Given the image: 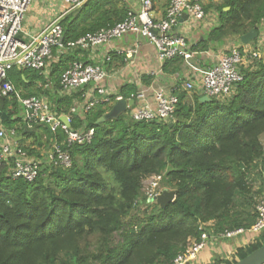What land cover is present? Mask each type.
<instances>
[{
  "label": "trees",
  "instance_id": "trees-1",
  "mask_svg": "<svg viewBox=\"0 0 264 264\" xmlns=\"http://www.w3.org/2000/svg\"><path fill=\"white\" fill-rule=\"evenodd\" d=\"M212 6L218 22L191 46L194 51L257 30L264 18V0H224ZM128 9L124 0H86L59 20L64 38L74 40L113 25ZM81 52L59 55L47 79L34 69L16 67L7 78L24 97L39 95L49 83L54 94L46 93L53 108L65 113L85 88L61 95L60 75L71 61H83ZM114 55L110 52L105 65ZM178 59L165 61L163 69ZM240 70L242 79L225 101H201L200 93L190 95L178 85L170 121H134L123 113L100 122L110 106L98 101L82 116H73L71 128L93 134L89 142L63 144L71 160L68 168L44 165L34 180L26 181L12 179L7 167L0 166V264H164L199 239L200 225L206 224L209 235L249 229L264 192V53L259 51L253 65ZM140 80L145 86L151 77ZM136 90V83H123L117 92L126 99ZM8 103L13 112L7 111ZM0 118L4 128L22 136L18 144L34 156L52 137L63 140L60 130L53 134L40 125L28 128L15 98L0 97ZM27 139L30 144H24ZM154 175L175 192L163 208L142 193L143 180ZM257 177L259 188L254 186ZM142 204L153 208L138 220H127ZM262 244L263 233L237 247L236 260L216 256L210 264H233Z\"/></svg>",
  "mask_w": 264,
  "mask_h": 264
},
{
  "label": "built area",
  "instance_id": "built-area-1",
  "mask_svg": "<svg viewBox=\"0 0 264 264\" xmlns=\"http://www.w3.org/2000/svg\"><path fill=\"white\" fill-rule=\"evenodd\" d=\"M30 1L0 0V97L15 98L19 115L28 128L40 125L48 128L53 134L60 130L63 140L59 142L57 137H52L43 157L40 152V156H34L18 144L19 135L14 129H6L0 123V166L7 167L6 173L12 179L26 181L34 180L44 165L70 167V156L62 149L63 144H82L92 139L93 133L90 129L71 128L70 123L74 115L82 116L98 101L111 106L115 101L125 98L118 94L117 90L108 87V72L102 65L75 59L60 75L59 92L66 95L79 88L85 90L81 93V100L70 106L67 112L58 113L53 104L43 96H21L7 78L9 69L29 68L45 74L54 58L63 53L79 49L96 56L100 49H106L128 35L147 40L155 49L160 67L165 61L176 57L193 66L190 63L194 53L192 45L186 36L176 29L184 23L196 27L204 22L207 16L202 0H169L163 8L157 5L156 0H134L121 21L86 32L77 39L66 40L60 18L80 7L86 0H62L65 12L43 23L36 31H26L24 21ZM228 44L226 52L212 65L206 68L193 66V76L183 81L179 88L176 86L177 89L188 94L200 93L219 101L227 100L242 79L240 67L243 66L246 55L254 61L260 51L258 46L248 52L245 49L246 44ZM140 47L139 39L135 38L127 48L115 51L109 47L105 59H110V52H115L123 54L126 60L133 61L132 58L138 54ZM142 86L138 84L137 90L125 99L133 100V104L127 106L125 113L134 121L173 120L178 103V96L174 93L176 87L167 92L162 88L146 89ZM6 109L8 112L14 111L11 103H8ZM150 178L149 190L145 195L149 200H154L161 193L157 190L161 176L154 175ZM256 212L255 222L249 229L238 228L209 235L204 229L206 224L200 225L202 232L199 239L191 241L186 252L176 255L164 264H195L197 255L209 240H227L247 232L257 238L264 231L263 199L257 201Z\"/></svg>",
  "mask_w": 264,
  "mask_h": 264
},
{
  "label": "crops",
  "instance_id": "crops-1",
  "mask_svg": "<svg viewBox=\"0 0 264 264\" xmlns=\"http://www.w3.org/2000/svg\"><path fill=\"white\" fill-rule=\"evenodd\" d=\"M165 1L166 0H156L157 5L160 8L165 7ZM223 1L224 0H202L204 8L207 9V16L204 22L199 23L196 27L191 26L187 23L180 24L176 29L177 32L184 34L191 45L203 39L207 35L208 31L213 26H216L218 22V18L217 16H215L217 12L216 9L214 8V6L208 7V5L213 4L216 6L218 4H221ZM127 2L129 7H131V4L134 3V0H127ZM223 9L227 10L228 8L224 7ZM38 14L35 15L34 18H38ZM214 16L215 19L212 20V23H210L208 20H210ZM29 17L30 13H28L27 11L24 22V29L26 31H36L43 23L51 19L50 17H41L39 18L41 22H37L36 26H34V22L29 23L28 21H33L35 19L31 18L29 20ZM257 33V37L253 39L249 43V45L245 46V49L248 52H252V50L258 46L257 48L260 49V52L264 53V19H262L258 23ZM135 38L139 39L141 47L138 54L135 55L134 58H132L133 61L126 60L123 54H118L114 55L111 58V64H109V66L105 65V55L109 47H111L115 51H117L116 49L127 48L135 41ZM238 38V36L235 38L233 37L232 39L226 38L222 44H214L205 51L193 50L194 53L192 58L190 59L191 65L204 68L212 65L219 56L226 52L229 42H238V44H240ZM78 56L83 57V61L85 62L98 63L102 65L103 68L108 72L109 77L107 79V85L109 88H113L115 91H118V88L123 83H136V85L141 84V76L150 75L151 80L149 84L145 86L143 85V88H162L165 91L170 92L173 88L181 85L183 81L192 77L195 73L192 68L193 66L186 64L182 59L169 61L163 69V64L160 67V64L156 59L155 49L153 48V46L144 38L136 37L134 35H128L123 39L115 41L110 46L106 47V49H100L97 52L96 56L95 54L93 55L88 51L81 52L78 54ZM57 59L58 58L55 57L54 60L50 63L48 69H46L45 74H43L45 79L50 77L52 64H54ZM249 65L252 66L253 61H251L250 56L247 54L243 60V67H250ZM48 85L50 84L48 83ZM21 137L22 136L18 137V141L21 139ZM31 141V139H27L24 144H30ZM234 244L235 239L233 238L217 241L209 240L206 244V247L202 249L197 255L195 264H210L213 261L214 257H220L217 254L218 252L222 251V248L228 247L233 250L235 248ZM221 258L222 257H220V259Z\"/></svg>",
  "mask_w": 264,
  "mask_h": 264
},
{
  "label": "rangeland",
  "instance_id": "rangeland-1",
  "mask_svg": "<svg viewBox=\"0 0 264 264\" xmlns=\"http://www.w3.org/2000/svg\"><path fill=\"white\" fill-rule=\"evenodd\" d=\"M125 1H127V0H124V2ZM85 2V1H84ZM43 9H44V11H43ZM66 8H65V5H64V3L62 2V0H31L30 1V3H29V8H28V13H30V17H29V20L31 19V18H33V19H35V20H33V21H28L29 23H31V22H34L35 24H34V26H36V23L37 22H41L40 20H39V18H41V17H50V18H54L55 16H58V15H60L61 13H63V11L65 10ZM39 11V12H38ZM36 12H38V13H36ZM65 12V11H64ZM38 14V18H34V16L35 15H37ZM67 14H68V12H67ZM63 16H65V14L63 15ZM63 16H61V18L63 17ZM210 16V15H209ZM211 17V16H210ZM60 18V19H61ZM48 19V18H47ZM215 19V16L213 17V18H211L210 20H208L210 23H212L213 21L212 20H214ZM25 22V21H24ZM24 25H25V23H24ZM235 37H237V36H235ZM234 37V38H235ZM229 39H232L233 38V36H232V38L231 37H228ZM224 42V41H223ZM222 42V43H223ZM251 42V41H250ZM249 42V43H250ZM221 43V44H222ZM234 43H236V42H234ZM249 43L248 44H246V45H249ZM216 45H219V43H215ZM236 44H238V42L236 43ZM46 91H48V92H50L52 95L54 94L53 92H54V89H53V87H51L50 85H48V84H45V85H42L41 86V91H40V94H39V96H43V97H45L50 103H51V101H50V99L48 98V95H47V93H46ZM192 93H190V95H191ZM51 105H52V103H51ZM35 130L36 131H38V129L37 128H35ZM39 133V132H38ZM40 133H42V131L40 132ZM41 137H42V139H43V137H45V134L44 133H42L41 134ZM261 142L264 144V135H262L261 136ZM47 145H43V146H41V147H43V148H41V150L39 151L41 154H42V157H43V155L47 152V148L48 147H46ZM49 146V145H48ZM162 179V178H161ZM159 180V187L157 188V190H160L161 192L163 191V190H170V189H168V188H165L164 186H163V183H162V180ZM150 181H151V178L150 177H147V178H145L144 180H143V188H142V193L143 194H145L146 193V191H148L149 190V183H150ZM260 185H261V181H260V179L257 177L256 178V181L254 182V186H255V188H259L260 187ZM260 199H263L264 200V192H262L261 194H260V196H258V198H257V201L258 200H260ZM153 208V205H151V206H149V207H147V205H144V204H142V205H139V206H137L136 208H134V210L132 211V213H131V215H130V217H128L127 218V220H129L130 218L132 219L133 218V220L135 221V220H138V219H140L142 216H143V214H144V212L145 211H150L151 209ZM262 233L264 234V231H262ZM261 233V234H262ZM253 235L252 234H250V233H245V234H241V235H237V236H235L233 239H235V244H234V249L232 250L231 248H228V247H226V248H222V251L221 252H218V254L217 255H219L220 257H222L224 260H227V261H234V260H236V258H235V250L237 249V247H245L246 245H248V244H250L251 242H254L255 240H256V238H253ZM116 240H118V239H116ZM226 240V239H225ZM221 258V259H222ZM222 264H225V262H223Z\"/></svg>",
  "mask_w": 264,
  "mask_h": 264
},
{
  "label": "water",
  "instance_id": "water-1",
  "mask_svg": "<svg viewBox=\"0 0 264 264\" xmlns=\"http://www.w3.org/2000/svg\"><path fill=\"white\" fill-rule=\"evenodd\" d=\"M257 30L252 28L248 32L239 36L238 41L245 45L257 37ZM92 85V83H91ZM83 87V85H81ZM201 101H210V98L207 96H202ZM133 100L120 99L115 101L100 118L99 121H105L118 117L120 114L126 112L127 106L132 105ZM175 197V192L173 190H163L159 195L154 198L156 203L160 207H165L168 203L173 201ZM264 263V244L257 247L255 250L247 254L245 257L235 261L233 264H263Z\"/></svg>",
  "mask_w": 264,
  "mask_h": 264
}]
</instances>
